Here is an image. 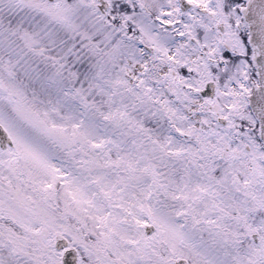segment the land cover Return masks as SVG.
Segmentation results:
<instances>
[{
    "label": "snow or ice",
    "instance_id": "6c2138e0",
    "mask_svg": "<svg viewBox=\"0 0 264 264\" xmlns=\"http://www.w3.org/2000/svg\"><path fill=\"white\" fill-rule=\"evenodd\" d=\"M0 264H264V0H0Z\"/></svg>",
    "mask_w": 264,
    "mask_h": 264
}]
</instances>
